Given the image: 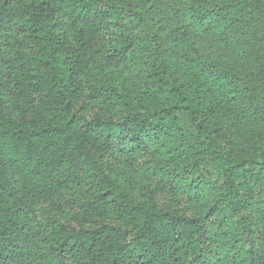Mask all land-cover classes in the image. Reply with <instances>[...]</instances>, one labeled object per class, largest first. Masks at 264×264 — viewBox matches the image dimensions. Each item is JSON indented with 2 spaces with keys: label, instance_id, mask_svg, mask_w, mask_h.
Returning a JSON list of instances; mask_svg holds the SVG:
<instances>
[{
  "label": "trees",
  "instance_id": "16d2710c",
  "mask_svg": "<svg viewBox=\"0 0 264 264\" xmlns=\"http://www.w3.org/2000/svg\"><path fill=\"white\" fill-rule=\"evenodd\" d=\"M0 264H264V0H0Z\"/></svg>",
  "mask_w": 264,
  "mask_h": 264
}]
</instances>
